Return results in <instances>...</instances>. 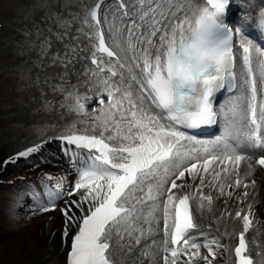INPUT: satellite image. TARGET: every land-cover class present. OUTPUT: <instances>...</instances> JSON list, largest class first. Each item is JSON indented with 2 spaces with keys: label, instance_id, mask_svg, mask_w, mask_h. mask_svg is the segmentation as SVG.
Returning <instances> with one entry per match:
<instances>
[{
  "label": "snow or ice",
  "instance_id": "1",
  "mask_svg": "<svg viewBox=\"0 0 264 264\" xmlns=\"http://www.w3.org/2000/svg\"><path fill=\"white\" fill-rule=\"evenodd\" d=\"M112 2L86 5L87 55L66 40L67 29L54 37L62 42L51 56L62 67L60 79L89 61L83 75L100 97L99 107L86 111L81 100L92 98L75 95L70 110L90 123L83 130L73 124L59 137L65 154L81 150L66 190L72 199L59 207L62 240L76 228L69 264H115L116 247L125 255L139 249L141 264H214L221 253L232 264H264V226L246 203L255 181L250 185L239 171L243 161L249 170L264 168V0H115L110 14L119 29L103 12ZM105 24L119 32L118 41L106 42ZM51 47L45 39L43 53ZM218 92L229 94L223 105L216 103ZM208 125L221 128L210 141L189 134ZM48 196L50 206L36 211L57 210L55 195ZM221 197L227 199L216 220L230 217L240 229L210 235L201 227L203 215ZM159 232L161 240L142 245ZM224 237L236 243H221Z\"/></svg>",
  "mask_w": 264,
  "mask_h": 264
},
{
  "label": "rangeland",
  "instance_id": "2",
  "mask_svg": "<svg viewBox=\"0 0 264 264\" xmlns=\"http://www.w3.org/2000/svg\"><path fill=\"white\" fill-rule=\"evenodd\" d=\"M58 4L60 11L54 6ZM76 0H28L25 3L15 0H0V21L2 16L8 10L13 16L8 21L9 30L0 31V150L6 145H11L20 139L28 138L29 134L37 136L35 139L48 134L51 128L56 124L49 121V113L56 109L47 105V96L49 91H44L47 82V74L57 67L49 63L46 67L41 66L40 55L43 52V42H38V37L44 32L56 29H70L71 23L76 26L72 38L83 29V25L63 13L66 6H74ZM80 15V8H75ZM69 9L67 8V11ZM34 11L41 13L42 19L50 20V23L42 26L34 19ZM21 21V24L18 21ZM80 20V17H79ZM71 22V23H70ZM36 35V36H35ZM50 35V34H49ZM53 42L55 49L58 44L55 40L47 37ZM48 51H50L48 49ZM81 65V64H80ZM82 66V65H81ZM85 66V65H84ZM83 68V67H82ZM86 69V67H85ZM83 68V72L85 71ZM56 89H61L58 86ZM73 90L74 87H65ZM67 107L66 102L60 101V108ZM24 133V134H23ZM23 134V135H22ZM34 185V183H32ZM15 190L0 189V211L5 207H19L25 205L31 206L24 196L16 194ZM11 200V202H10ZM7 233L0 232V247L8 240ZM49 251V253H47ZM117 252H122L116 247ZM47 253V254H46ZM51 258L48 261L47 259ZM54 260V261H53ZM60 264L57 249L42 250L36 241H33L27 247L13 250V255L9 258L0 259V264ZM141 263L139 259L129 264ZM144 264H148L144 261Z\"/></svg>",
  "mask_w": 264,
  "mask_h": 264
},
{
  "label": "bare ground",
  "instance_id": "3",
  "mask_svg": "<svg viewBox=\"0 0 264 264\" xmlns=\"http://www.w3.org/2000/svg\"><path fill=\"white\" fill-rule=\"evenodd\" d=\"M89 0H76V4L74 6H66L64 9L63 13L65 16L74 18L79 25H81V20H82V13L81 17L76 11L75 8H85V6L88 4ZM131 3L137 2V0H130ZM67 8L69 9L67 11ZM111 10V9H110ZM110 10L108 11V20L110 23L115 25L116 29H119L121 27L120 21L115 18V16L110 14ZM80 17V20H79ZM19 24H21V21H18ZM71 23V22H70ZM108 34H109V39L111 44L114 41H118L120 39L119 32L114 31L113 29H110L108 24ZM68 30V29H67ZM65 31L63 30L56 29V30H51L44 32L43 35H40L38 37V42L40 40H44L47 37H49L52 40H55L54 37L60 32ZM71 33L68 38L73 37V32L69 31ZM50 34V35H49ZM36 36V35H35ZM79 37V40H83L86 44H90L89 41L87 40L85 36L84 31H79L75 37ZM67 38V37H66ZM74 38L73 40H75ZM58 44V49H53V50H59L62 47V42L55 40ZM53 44V42H52ZM51 56L52 53H48L45 55L43 52L40 55V63L41 66L46 67L49 63H51ZM84 60H80V62L76 65V71H74V76H75V81L78 86V88H90L93 90L91 94L95 95L96 103L89 104V107L86 108V111H90L92 108L99 107L98 104V99L99 93L97 92L96 88L94 87L93 83L89 82L90 77H84L83 76V68L85 69V66L83 64ZM82 66H81V65ZM57 66V65H56ZM59 69L62 70L61 66H57ZM83 67V68H82ZM44 91H53L56 92L57 94L50 95L49 98L51 97H58L59 96V91L61 94V99L66 102L67 107L63 106L60 109H58L55 112L49 113V121L53 124H59L57 127V131H61L63 129H60L64 126L65 121H69L75 117L76 124L88 126V121L85 120L87 116H82V115H77L76 112L71 111L70 108L75 107L73 105V101L75 99V95L79 94L78 91L74 90H69V88L66 89H55L51 85H49L46 82V86L44 88ZM58 91V92H57ZM69 93H73L74 95L70 96ZM72 116V117H70ZM70 119H67L69 118ZM67 119V120H66ZM84 120L87 123L81 124L80 121ZM52 129V128H51ZM24 134V133H23ZM22 134V135H23ZM34 135L29 134L28 138L24 141H21L20 139H16L14 143H12L10 146H15V145H21L23 143L28 142L30 139H32ZM17 146H15L16 148ZM251 150V149H249ZM79 158V157H78ZM48 157L44 159H39L35 160L34 162H29L24 165H20L18 169L15 170L17 173L18 171L22 172L23 174H26L27 176L33 175V174H38L41 173L43 170H46V173H50L49 176H52L55 178L54 180V193H55V204L57 205V210L51 213H44L42 211H36V208L40 206H50L48 205V198L46 200H43L44 194L46 196V193L43 194L41 188H37L35 192L30 191L28 188V184H25L21 187V195L27 198L29 202H31V206L25 205L23 207H19V211L17 209H4L0 211V232L2 233H7L10 238L4 244L0 247V259H3L6 257H11L13 255V250L15 249H21L24 247H27L29 244H31L33 241H36L37 244H40L43 249L45 250H50L52 249H57V254L60 255L61 259L62 256L60 254V249L64 247V245H67V240L68 238H65L62 240L61 234H60V228L62 225V218L59 212V207H63V205L60 203L61 200L64 199H72V197H69L66 195V190L69 187V181L71 180L72 176L77 174V168L76 165L69 160L68 157L60 155L59 158L53 159L52 163H49L47 161ZM247 161L241 162L239 166V171H240V176L245 177L247 174V182L251 185V181H255V186L254 187H249L247 191L249 192V195L247 197L246 203L251 200H255L256 202L260 203V212H261V217L263 219V226H264V171H259L256 166H254L251 170L248 169L247 167ZM61 182L63 185V188L60 190H57L55 188V184L57 182ZM245 191V189L240 188L236 189V192L242 193ZM227 197H221L220 201L223 202L226 200ZM233 204L235 205V201H232ZM243 206V205H241ZM219 207L214 209L213 212H207L205 211V214L209 213H214L216 211H219ZM217 216L219 214H216ZM51 216L53 217L52 219H48V217ZM238 223V221H233L230 217L227 219H221L219 220L214 227L208 225V232L210 235H215V236H220L223 232L227 231V225L228 224H234ZM147 227V225H144ZM218 228L219 231H215L214 229ZM71 233V232H70ZM69 233V235H70ZM162 232H159L152 237H150L148 240H142V245L150 243L151 240H161L162 239ZM226 237L222 239L225 240ZM139 251V249H137ZM203 251V250H202ZM49 253V251L47 252ZM46 253V254H47ZM138 255V253H137ZM220 257H216V260H222V253L219 254ZM51 258L45 260L48 261ZM54 261V260H53ZM130 262V261H129ZM41 264V263H38ZM58 264V263H57ZM64 264H65V259H64ZM141 264V263H139Z\"/></svg>",
  "mask_w": 264,
  "mask_h": 264
}]
</instances>
